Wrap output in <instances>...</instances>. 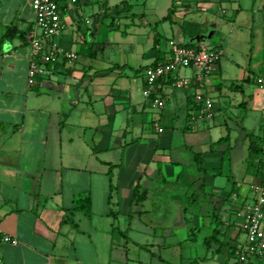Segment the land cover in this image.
Here are the masks:
<instances>
[{
    "label": "crops",
    "instance_id": "crops-1",
    "mask_svg": "<svg viewBox=\"0 0 264 264\" xmlns=\"http://www.w3.org/2000/svg\"><path fill=\"white\" fill-rule=\"evenodd\" d=\"M148 2L138 16L139 0L69 4L51 41L77 57L60 55L31 85L33 1L0 0V225L18 240L2 245L0 264H238L264 177V41L235 69L224 57L241 42L242 0ZM221 28L224 57L203 90L211 115L194 117L195 87L160 82L162 108L146 96L144 70L171 55L172 40L210 41Z\"/></svg>",
    "mask_w": 264,
    "mask_h": 264
},
{
    "label": "built area",
    "instance_id": "built-area-1",
    "mask_svg": "<svg viewBox=\"0 0 264 264\" xmlns=\"http://www.w3.org/2000/svg\"><path fill=\"white\" fill-rule=\"evenodd\" d=\"M36 10L38 30L30 34L33 59L30 65L29 82L34 85L37 78L47 72L46 65L59 59L60 55L69 59L77 57L74 51H59L51 38L60 35L65 28L63 13L69 4L82 0H32ZM262 26L264 28V5ZM224 50L222 47L210 48L200 41L198 45L181 44L171 41V55L144 70L145 93L155 104L162 108L166 98L159 90L160 82L172 81L173 86L195 87L194 99L197 104L194 117L203 118L212 114L213 98L203 90L207 86V77L212 74L220 62ZM192 68V76L177 77L181 69ZM258 84L264 88V76L257 77ZM163 131V128H160ZM258 196L255 202L247 207L246 220L243 224L246 241L234 250L238 264H247L254 256L264 255V177L256 187ZM18 243V240L5 233L0 225V250L4 243Z\"/></svg>",
    "mask_w": 264,
    "mask_h": 264
},
{
    "label": "rangeland",
    "instance_id": "rangeland-1",
    "mask_svg": "<svg viewBox=\"0 0 264 264\" xmlns=\"http://www.w3.org/2000/svg\"><path fill=\"white\" fill-rule=\"evenodd\" d=\"M241 4L242 5L240 9V16L237 18L236 24V29L240 27V30L243 31V33L238 37V40H241V42L240 44L232 48L231 51H229L225 57L223 56L224 60H228L229 64L235 69H238L239 67H244L246 69L249 65L245 64L244 62L246 61L247 63L248 59L253 55L255 49L251 51V48L255 46L254 43L261 41V39H263L264 41V36L262 32L264 0H242ZM149 5V2L147 4H144L143 0H139V3L135 6V11L138 12L137 16L140 15L139 12H143L145 8H147V6ZM146 13V18L148 22H150L151 27H153L154 30L156 29L157 31H159L157 27V23L159 22V19H157L158 15L152 14L151 10H146ZM203 14L207 13L203 12ZM232 16L233 13L231 17ZM220 19H222L223 23L226 22L228 24L230 22V26H232L233 21H235L236 17H220ZM138 20L139 19H136L137 22ZM240 30L238 29V31ZM227 36L228 31L226 29L221 28L220 32L212 40H204L202 42L210 48H215L221 46L220 44H222V41H224ZM243 60L245 61L243 62ZM257 72V70L251 71L252 76H255V73ZM175 131L177 132V130Z\"/></svg>",
    "mask_w": 264,
    "mask_h": 264
},
{
    "label": "trees",
    "instance_id": "trees-1",
    "mask_svg": "<svg viewBox=\"0 0 264 264\" xmlns=\"http://www.w3.org/2000/svg\"><path fill=\"white\" fill-rule=\"evenodd\" d=\"M170 16V14H168L166 16V18H168ZM11 31H12V27H10L7 31V34H10L11 35ZM200 41H195V42H189V43H186V45H196V44H199ZM159 46V41H156V46ZM38 79V78H37ZM230 141V135L228 134L227 136L225 137H222L218 143H228ZM195 157L197 159V165L198 167L200 168L201 170V164H202V155L200 153H195ZM111 178H113V174L111 173ZM112 187H113V182H112ZM145 190L140 191L139 189V184L136 185L135 187V192H134V203H139L143 200V196L145 194ZM76 208H81V209H84L88 214H91L92 212V207H91V199L89 196H82V195H78V197L76 198ZM214 238H215V234L211 235L210 237H208L206 239V243L209 245H211L214 241Z\"/></svg>",
    "mask_w": 264,
    "mask_h": 264
},
{
    "label": "water",
    "instance_id": "water-1",
    "mask_svg": "<svg viewBox=\"0 0 264 264\" xmlns=\"http://www.w3.org/2000/svg\"><path fill=\"white\" fill-rule=\"evenodd\" d=\"M196 39H197V41H200L201 39H203V37L199 35L196 37Z\"/></svg>",
    "mask_w": 264,
    "mask_h": 264
}]
</instances>
